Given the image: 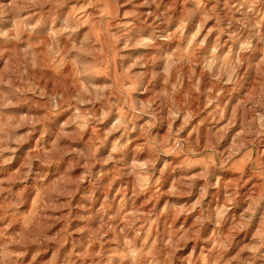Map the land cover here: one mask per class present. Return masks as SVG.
Masks as SVG:
<instances>
[{
	"label": "rangeland",
	"instance_id": "374dc122",
	"mask_svg": "<svg viewBox=\"0 0 264 264\" xmlns=\"http://www.w3.org/2000/svg\"><path fill=\"white\" fill-rule=\"evenodd\" d=\"M97 2L79 0L58 14L63 19L74 12L80 25L77 31L87 32L94 29L92 5ZM241 2L219 0L217 12L229 15L232 6ZM202 6L203 0H120L119 23L130 29L127 35L131 40L153 33V14L166 9L170 19L159 25L156 34L166 29L163 34L170 39H157L156 48L113 49L114 54L97 65L96 83L92 85L97 93L107 92L112 83L124 91L119 101L112 97L116 101L114 109L96 113L90 110L91 105L75 109L68 106L35 125V130L31 126L17 129L21 139L7 146L5 120L35 119L44 114V109L0 114V182L21 177L31 169L27 181L16 180L18 185L30 182L31 206L24 213L25 226L42 200H50L56 210L53 238L48 246L37 249L35 264H60L61 257L74 247L77 264H92L94 251L105 257L116 255L113 233L103 234L109 227L116 230L117 225L122 227L137 217L152 218L144 230L145 242L152 237L156 244L159 237L154 234L165 227L169 237L166 243L171 242L173 234H195L196 238L189 239L177 253L187 257L188 264L196 260L198 264H264V213L252 212L248 201L258 182L264 181V127L259 113L255 146L246 152L240 150L254 134L252 117L245 114L243 106L264 81V52L247 53L242 79L233 74L232 42L222 54L213 53L207 63L189 69L187 77L180 73L173 78L169 58L192 53L193 47L204 41L193 53L198 55L217 36L222 41L227 38L213 29L212 20L204 31L199 30L203 16L192 10ZM239 19L237 13L230 30L244 40L255 30L245 28L237 22ZM185 20L187 24L182 23ZM3 26L10 23L5 21ZM107 27L112 28L111 20ZM208 29H213L210 34ZM258 30L264 34V24ZM95 32L99 39L101 30ZM242 46L237 41L236 48ZM252 46L264 47L258 46L256 39ZM63 67L77 74L75 63H69L66 57L57 66ZM79 83L82 89H88L85 81ZM177 83L179 92L174 91L169 98V87L176 89ZM189 86L195 96L187 90ZM102 99L101 94L96 96L97 107ZM153 110L158 119L147 114ZM97 115L103 119L93 123ZM212 132L215 137L210 136ZM181 139L223 153L228 163L217 169L209 167L203 155L193 159L176 147ZM189 147L195 155L196 147ZM6 160L9 162L4 163ZM205 168L211 173L206 178ZM241 177L242 184L238 182ZM118 258L120 264H139L123 252Z\"/></svg>",
	"mask_w": 264,
	"mask_h": 264
},
{
	"label": "clouds",
	"instance_id": "9594fccd",
	"mask_svg": "<svg viewBox=\"0 0 264 264\" xmlns=\"http://www.w3.org/2000/svg\"><path fill=\"white\" fill-rule=\"evenodd\" d=\"M73 3H79V0H0V114L33 108L44 109V114L35 119L30 117H21L15 121L6 119L3 127L6 146L21 139L16 135L17 129L31 126L35 130V125L43 124L57 112H63L68 106L75 109L91 105L90 110L96 113L102 109H114L116 101H112V97L116 96L119 101L124 97V91L112 83L107 92L101 90L97 93L92 88L96 83L94 77L97 65L101 64L105 57H111L114 54L113 49L156 48L157 39L161 41L170 39L169 35L163 34L166 29H160L161 34H156L159 25L167 24L170 19L167 9L153 14L152 24L156 26L153 33L133 41L127 35L130 29L119 23L120 0H106V2L99 0L93 4L94 29L87 32L77 31L80 25L74 12L63 19L58 14L60 9L71 8ZM218 7L219 0H203V6L193 9L192 12H199L203 16L199 23L200 31H204L208 21L212 20L213 29L221 35L226 34L227 38L222 41L217 36L216 40L199 51L198 55L193 53L203 46L204 41L195 45L192 53L178 55L174 59L169 58L168 67L173 78L180 73L187 77L190 74L189 69L207 63L213 57V53L222 54L225 46L232 42L233 74L242 79L247 64V53L264 52V47L254 49L252 46L253 39L257 40L258 46H264V34L258 30L264 24V20H261V17H264V0H253L251 4L248 0H242L238 5H233L229 10L230 14L225 16L218 14ZM258 8L261 11L258 12ZM237 13L240 15L238 23L245 28L255 30L250 31L249 37L244 40H240V37L230 30ZM109 20L112 21L111 29L107 27ZM5 21L10 23L9 27L3 26ZM187 22L182 21L183 24ZM95 29L101 30L99 39ZM213 29H208L209 34ZM114 33L118 35L114 36ZM237 41L243 45L241 48H236ZM64 57L69 63H75L77 74L74 75L68 67L57 68ZM81 80L88 84L87 90L80 87ZM194 80L195 78L193 83ZM232 83L236 84V79H233ZM41 88H46V91L42 92ZM187 90L195 96L190 86ZM174 91L179 92V83L176 89L169 87V98ZM98 94L103 97L99 107L96 106L95 101ZM243 110L247 116L252 117L250 124L254 130L251 140L240 146V150L246 152L249 147L255 146L254 142L258 139L255 134L258 131L255 127L257 113L260 114L259 119L264 127V81L257 85L243 106ZM179 111L177 107V112ZM147 114L154 120L158 119L155 110ZM102 119V116L97 115L93 123H99ZM212 127L214 128L215 125ZM210 136L215 137L216 133L212 132ZM261 136H264V133H261ZM189 144L191 147H196L195 155ZM176 147L183 149L184 153L192 156L193 159L203 155L209 167L214 165L219 169L222 164L228 163V158L223 153L210 151L206 147L201 148L194 141L181 139ZM8 162L4 161V163ZM29 172H31L30 168L28 172L22 173L21 177L0 182V264H35L36 256L39 254L37 249L48 246V242L53 238L52 230L57 219L56 210L52 208L50 200L41 201L36 214L25 226L24 213L31 206L30 182L18 185L16 180L27 181ZM204 174L205 178L211 174L208 168H205ZM238 182L244 183V178L241 177ZM248 201L252 212L264 213V181L258 182ZM151 219V217H137L122 227L117 225L116 230L109 227L103 235L113 233L111 240L116 255L105 257L94 251L91 254L92 264H120L118 255L121 252L125 257H135L139 264H188V258L177 253L187 245L189 239L196 238L195 234H173L171 242L166 243L169 237L165 227L161 233L154 234L159 237L156 244L152 243V237H148L145 242L144 230ZM156 219L160 222L158 217ZM80 251L82 252V248ZM77 262L76 247L60 259V264H77ZM192 264H198V260L193 261Z\"/></svg>",
	"mask_w": 264,
	"mask_h": 264
}]
</instances>
